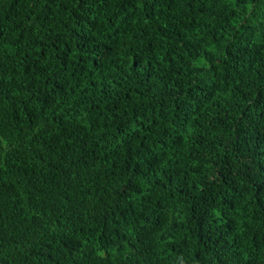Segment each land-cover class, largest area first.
<instances>
[{
  "label": "trees",
  "instance_id": "trees-1",
  "mask_svg": "<svg viewBox=\"0 0 264 264\" xmlns=\"http://www.w3.org/2000/svg\"><path fill=\"white\" fill-rule=\"evenodd\" d=\"M0 264H264V0H0Z\"/></svg>",
  "mask_w": 264,
  "mask_h": 264
}]
</instances>
